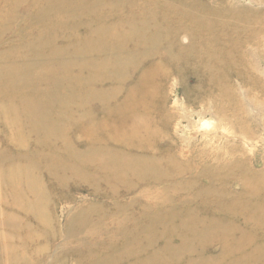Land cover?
<instances>
[{"label": "bare ground", "instance_id": "bare-ground-1", "mask_svg": "<svg viewBox=\"0 0 264 264\" xmlns=\"http://www.w3.org/2000/svg\"><path fill=\"white\" fill-rule=\"evenodd\" d=\"M239 3H28L26 11L33 13L26 22L32 27L28 39L0 51V136L6 145L0 148V204L8 202L0 214V264H228L227 255L241 241V225L249 239L261 241L264 169L249 172L225 161L220 146L208 148L209 141L219 140L218 133H209V141L203 136L188 141L201 140L200 150L209 154L210 163H199L196 177L183 176L189 167L182 166L181 158L189 151L174 139L179 127L173 124V111L166 114L169 81L179 84L186 99L208 106L196 115L201 121L223 122L231 116L238 126L246 123L248 113L239 88H233L235 80L264 98L257 71V60L264 58L256 53L264 52V10H241ZM22 5L21 0H0V34L13 33L12 16ZM47 13L70 19L45 18ZM58 59L70 68H52L50 63ZM80 60L86 62L80 65ZM47 76L55 81L47 82ZM7 145L16 150H6ZM200 150L198 158L203 157ZM41 169L63 193L74 181L84 183L94 196L113 199L120 189L123 196L131 195L125 206L111 202L116 208L112 213L123 219L102 215L100 204L109 200L87 201L69 215L62 231H55L57 217L50 211L53 201L41 183ZM199 175L207 182H200ZM235 180L240 193L228 190ZM150 189L159 190L164 199L156 197L150 205L144 195ZM186 194L190 198L182 197ZM60 195L61 202L69 199ZM226 195V201L220 200ZM132 203L145 211L128 223L124 210ZM207 207L239 215L242 224L227 215L207 218ZM163 208L170 213L161 215L157 210ZM109 222H114L113 230L105 241ZM139 223L142 231L132 232ZM254 228L258 234L251 232ZM59 238L67 242L58 245ZM205 244H217L220 250L208 253ZM48 254L54 256L45 262ZM241 264H264V255Z\"/></svg>", "mask_w": 264, "mask_h": 264}, {"label": "rangeland", "instance_id": "rangeland-1", "mask_svg": "<svg viewBox=\"0 0 264 264\" xmlns=\"http://www.w3.org/2000/svg\"><path fill=\"white\" fill-rule=\"evenodd\" d=\"M31 1L32 0H21L23 5L21 7L16 8L15 14H14V16H12V18L15 17V20L13 21L14 25L12 27L13 33L7 32L8 30L1 32V34H0V51L3 50L8 44H14V42H16L18 44V42H25L26 41L25 39L26 38L28 39V35L30 34L32 27H29V26L27 27L26 22H27L28 18H31V15L33 13L30 14L26 10H28L27 5ZM35 1H37V0H35ZM41 2H42V0H41ZM255 2H257L256 3L257 5L254 4ZM239 7L241 8V10H250V9L256 10L258 7L259 8L261 7V9L264 10V0H240ZM58 10H60L62 12V7H59ZM62 14L60 16L64 17L65 19H70V16H68V14H63V15ZM43 16L45 18H54V16L56 18L60 17L56 14L52 15L51 13L44 14ZM71 17H73V16H71ZM77 18L80 19V17H77ZM8 28H9V21H8ZM28 29H29V31H28ZM14 31H17V34ZM69 36H73V35H69ZM259 50H261V49H259ZM256 51L257 50H255V52ZM262 51L263 50L259 51V53L258 52H256V53L258 56H260L263 59L264 56L262 54L260 55V52H262ZM262 53L264 54V52H262ZM257 61H259L257 63V66H258L257 71H259V72L261 71L260 73L262 75V81L264 83V78H263L264 77V62H262L263 60H259V59ZM85 62L86 61H84V60H80L79 64L83 65ZM50 64H51L52 68H54L56 70H59V69L63 70V68H70V66L65 65L66 63H64V61L62 59L54 60ZM46 80L49 83H53L55 81L54 78L49 77V76L46 77ZM175 84H177V83H175V81H172V82L169 81L166 85V92H167L166 99H167V107H168L166 114H171V112L173 111V116H174L173 124L175 126L179 127V132H178L179 135L177 134L176 136H174V139H178L179 141L181 139L180 144L182 145L183 149L189 151V156L184 157L183 159L181 158V162L183 163V164L181 163L182 166H184V164H185L186 167H189V172L185 173V175H183V176H185V177L195 176L196 177L197 174L194 173V170L197 168L199 163L201 164V166L206 165L207 163H210L211 157L208 156L209 154L208 153L203 154V151L200 150L201 149V143H202L201 140L195 144H193V141L192 142L188 141V139H193V138L194 139H196V138L201 139L202 136L207 138V140H208V137H206L205 134H209V133H211V134L213 133V135L215 133H218L219 140H217L218 142L215 144H212V142H210L208 140L209 141L208 148L213 150L215 147L220 146L221 147L220 154H222V157L225 158V161H229L233 164H235V163L241 164V169L244 170V167H247L249 172L250 171L251 172H259V171H262L264 169V106L262 108L260 106V104H258V103H261V105L264 104V98H261L260 94H256L257 91H255L253 88H251L249 86H243L242 84L240 86V84L236 80L234 82L233 88H236V89L239 88L238 91H239V94L241 96V101H243L244 108H245V110H247L246 112L248 113L247 118H245L246 123L241 124L240 125L241 129H240L239 128L240 126L237 125L235 119L231 118V116H227V120L223 121V122H219V120H217V119H214V120H212V119L207 120L206 119L204 121L198 120L196 115L205 112V110H206L205 108H208V106L203 107L200 104L199 105L196 104L194 101L186 99L185 97H183V95L181 94V92L179 90V87H178L179 84H177V85H175ZM187 84H189V86L193 85V84L189 83L188 81H187ZM210 107L211 106L209 105V111L211 112ZM94 110L96 111L98 109H94ZM228 115H229V113H228ZM182 129H183V131H182ZM184 134H186V135H184ZM194 145H196V146H194ZM7 146L8 147L6 148V150H13V151L16 150L15 148H13L14 146L13 147H11L9 145H7ZM5 147H6V145L4 144L3 138H1V136H0V148L2 150H4ZM199 150L203 156L201 158H198L197 154H196V153L199 154V152H198ZM234 150H235V152L233 154ZM186 169H188V168H186ZM40 174H42L41 183H42L43 187L46 188L49 195L52 197L53 203L51 204L50 211H54V213L56 214V217H57V222H56L55 226L53 227V229H55V231H58V232L62 231L63 227H65V223L68 220L69 215H71L72 213L76 212L79 209H82L83 207H86V205L81 204V203H85L87 201L93 202L94 200H96L98 203H102L104 200H109V201H106L109 204H100L101 207H103L102 208V210H103L102 215L103 216L104 215L113 216V218L115 220V219H123V215L118 214V213H112V210H114L116 208H113V204H111V202L118 204V206H125L123 204L128 203L132 199L131 195L124 194V196H123L121 189L118 191L117 196L114 197L113 199H107V198H105V196H101L100 194L94 196L92 194L91 190L88 187H86L84 183H79V182L75 183L74 181H70L69 183H67V185H66L67 187L65 190L63 189L65 191L63 193L60 190H56L55 189L56 187L51 186L52 184H51L50 178L46 176L43 169H41ZM197 179L202 183H205L208 180L207 177L200 176V175ZM74 186L83 187V189H81L80 191H75V188H73ZM150 190H152V191H149L148 193L147 192L144 193V195L148 196V200L150 201L149 202L150 205L152 203L157 202L154 198H156V197L163 198V196L159 195V193H160L159 190H156V189H150ZM228 190L233 192V193H240L241 192V186H239L238 180H235L233 183H230ZM190 193H188V194H190ZM60 194H67L69 196V199L67 201L61 202L62 200L60 199V196H63V195H60ZM188 194L183 195L182 197L186 196V197L190 198V196H188ZM219 197H220V200H225V201L228 198L227 195L226 196H219ZM72 198L74 200L73 202L71 201ZM168 201H169V199H167V202ZM7 203L8 202H6V203L4 202L3 204H0V214L4 213V210L6 208ZM126 207H127V208H125L126 210H124V209L123 210L127 214L126 215L127 220H129L131 218V220L128 223H130L131 221H134L133 219H136L137 213L141 214L143 211H145V208L139 209L138 205L135 203H132L131 206H126ZM151 211H154V210H151ZM157 211H160L161 215H166V214L170 213V210L168 208L167 209L163 208V209H160ZM205 211H206V213H208L209 215H211L215 219L220 218V217H223V218L227 217V216H225L226 213L223 214L222 211H220L218 209L207 207ZM146 214H150L149 211H146ZM226 215H228V214H226ZM227 219L232 221L233 223H238L240 225L242 222L241 216H239V215H234V216L229 215ZM0 220H1V218H0ZM32 222L35 224L37 223L34 218H32ZM108 224L109 225L107 227L109 228V234L108 235L102 234L103 235L102 240H105V241H107L110 238L109 235L112 234L114 222H111V223L109 222ZM221 225L224 226L223 224H221ZM141 227H142V224L139 223V226L136 227L132 232L138 233V232L142 231L143 228H141ZM228 228L232 229L231 226H229ZM179 230H181V229H179ZM251 232L253 234L259 233V231L256 228H254V230ZM212 233H214V231H212ZM252 237L255 240L254 236H252ZM260 238H261V241L259 239V240H256L254 242L259 243V248L264 249V235L261 234ZM253 239H252V241H253ZM40 241L42 243V239ZM171 241L172 240L168 241L169 245L173 244V242H171ZM65 242H67V241H65L62 238L56 239V244H58V245H62ZM262 243H263V245H262ZM231 246H233V245H231ZM237 246H238L237 248H235V249L233 248V250L231 249V251L240 250L241 249V241ZM136 247L139 249L141 248V246H136ZM205 247H206L208 253L212 252L214 254H217L220 250V246L217 244H211V246L205 244ZM136 253L137 252H135V254ZM40 256L41 255L38 254V256H37L38 260H41ZM53 256H54L53 254H48L45 258V262L50 261V258L52 259ZM227 256L230 257L229 255H227ZM246 258L247 259L242 260L241 256L239 257V259L236 258V256H234V257L228 259V261H229L228 264H233V260H235V259L240 264L244 263L245 261L259 260L258 257H256L254 254H251V255L247 256ZM71 259H73V258H70V260ZM91 260H93V259H89V261H91ZM69 263H71V262H69ZM75 264H77V263H75Z\"/></svg>", "mask_w": 264, "mask_h": 264}, {"label": "crops", "instance_id": "crops-1", "mask_svg": "<svg viewBox=\"0 0 264 264\" xmlns=\"http://www.w3.org/2000/svg\"><path fill=\"white\" fill-rule=\"evenodd\" d=\"M234 211L235 210L232 209L231 213H234ZM222 213L224 214L225 212L222 211ZM206 216H207V218H214L209 214ZM225 216H226V214H225ZM241 228L243 229V232L241 231V251H239V250L238 251H232L231 255H229L230 256L229 258L236 256V258L239 259V257L241 256V259L243 260V259H247L246 258L247 256L254 254L256 257H258V259H261L263 257V254H264V249L259 248V243L253 242L252 239H249V237H247V234H245L246 230H245L244 226L241 225ZM235 233H237V235L239 234L238 231H235ZM262 245H263V243H262Z\"/></svg>", "mask_w": 264, "mask_h": 264}]
</instances>
